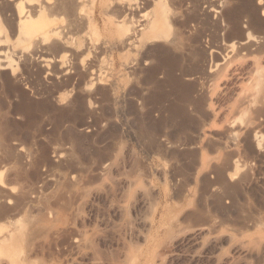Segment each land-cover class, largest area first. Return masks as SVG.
<instances>
[{"label":"rangeland","instance_id":"obj_1","mask_svg":"<svg viewBox=\"0 0 264 264\" xmlns=\"http://www.w3.org/2000/svg\"><path fill=\"white\" fill-rule=\"evenodd\" d=\"M257 65L264 0H0V264H264Z\"/></svg>","mask_w":264,"mask_h":264},{"label":"bare ground","instance_id":"obj_2","mask_svg":"<svg viewBox=\"0 0 264 264\" xmlns=\"http://www.w3.org/2000/svg\"><path fill=\"white\" fill-rule=\"evenodd\" d=\"M70 4V3H69ZM73 5V4H72ZM72 5L68 8H66V9H68V10H71L72 9ZM242 13V12H241ZM236 18H238L237 16H235ZM239 19V20H238ZM237 20H234L233 21V23H234V26L230 29V31H228V32H225L224 30H225V28H224V30H223V28H220L221 26H219V25H217V27H216V29H215V31H213L214 33H213V35L212 36H210V38H209V40H208V42H207V46H208V49H207V51L206 52H208V54L210 55V56H213L214 58H217L218 56L221 58V60H222V63H224V67L222 68V69H224L223 71H221V70H219V69H221L220 68V66L219 65H217L216 63H214L213 62V64H209L208 65V76H215V74L214 75H211V72L213 71V70H216V78H218L220 75H222V77H223V80L224 81H228L229 79H230V76H232L234 73L233 72H231L230 71V69H231V65H232V63L231 62H233V60H231L230 59V55H229V52H232V51H236V52H234V53H239L240 51H242L243 50V48H246L247 46H245V42H243V44H242V42L241 43H239V45H236V47L234 48V50H233V47H232V49H229V47L226 45V41L227 40H230L231 39V37H235L234 35H239V34H241V25L242 24H240V18H238ZM233 20V19H232ZM232 24V23H231ZM248 24V23H247ZM249 27V26H248ZM242 28H244L243 27V25H242ZM205 38V37H204ZM237 44V43H236ZM229 49V50H228ZM236 49V50H235ZM233 53V52H232ZM237 53V54H238ZM197 55V54H196ZM218 55V56H217ZM232 55V54H231ZM211 58V57H210ZM233 69H234V67H233ZM235 70V69H234ZM222 73H221V72ZM220 72V73H219ZM218 76V77H217ZM254 76V78H255V80H261V82H260V84H261V89H263L264 90V70H263V68L261 67V66H259V65H257L256 67H255V74L253 75ZM220 78V77H219ZM215 79V78H214ZM220 80H221V78H220ZM222 80V81H223ZM219 82V81H218ZM217 83V82H216ZM218 84V83H217ZM262 91V90H261ZM203 100V97L201 96V95H199V96H197V98L195 99V101H194V103L193 104H195V108H196V110H200V112H202V113H204V114H206L204 111H203V109H202V101ZM219 112V111H218ZM217 112V113H218ZM216 113V114H217ZM218 115V114H217ZM218 175H219V177L220 176H222L220 173H218ZM139 187H140V189L141 190H144L145 191V187L144 186H142V185H139ZM102 189V188H101ZM88 195V193L86 192V193H84V195ZM83 195V194H82ZM81 195V196H82ZM11 197V196H10ZM72 198H73V196H71ZM85 197V196H84ZM87 197V196H86ZM13 198V197H12ZM83 198V197H82ZM81 198V199H82ZM14 199V198H13ZM11 199L12 200V202L14 201V203H12V205H11V207H6L5 208V211L7 210H11L12 208L13 209H15L16 207V205H17V202H16V199ZM68 200V199H67ZM70 200H72V199H70ZM74 202V201H73ZM65 203V202H64ZM63 203V207H64V204ZM70 203H72V202H70ZM10 204V203H9ZM67 204V203H66ZM72 206V205H71ZM70 208V207H69ZM12 209V210H13ZM66 208L64 207V210H65ZM68 210V209H67ZM66 210V211H67ZM8 213V212H7ZM127 214V213H126ZM127 216V215H126ZM128 216H129V214H128ZM123 217V216H122ZM125 217V216H124ZM28 218V217H27ZM66 219V218H65ZM68 219H70V218H68ZM126 219H128L127 217H126ZM29 221V220H28ZM67 221V220H66ZM70 221V220H69ZM68 222H65V224H67ZM70 225V224H69ZM78 231L77 232H79V234H78V236L76 237V241H77V244H78V247H80V249L81 250H83V249H85V247H86V245H87V243H89V236H88V234H87V232L86 231H81V230H79V229H77ZM69 232V231H68ZM199 232V231H198ZM68 234V233H67ZM70 234V233H69ZM68 234V235H69ZM193 235H196L195 233H193ZM193 235H191V236H193ZM136 239H138L137 238V236L135 237ZM130 239H132V238H130ZM133 240V239H132ZM135 240V239H134ZM136 241H138V240H136ZM134 243H136L135 241H133ZM97 252V251H96ZM95 252V253H96ZM221 258H218V260H217V262H218V264H220L221 263Z\"/></svg>","mask_w":264,"mask_h":264}]
</instances>
